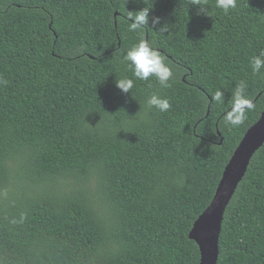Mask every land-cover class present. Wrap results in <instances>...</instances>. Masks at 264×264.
Masks as SVG:
<instances>
[{
  "label": "trees",
  "instance_id": "trees-1",
  "mask_svg": "<svg viewBox=\"0 0 264 264\" xmlns=\"http://www.w3.org/2000/svg\"><path fill=\"white\" fill-rule=\"evenodd\" d=\"M204 2L207 13L191 0H0V264L200 263L189 233L264 110V69L251 68L264 0L227 13ZM143 8L160 25L129 31ZM141 39L172 68L171 87L123 60ZM241 83L253 107L231 126ZM153 94L170 109L149 107ZM219 250L217 264H264V145Z\"/></svg>",
  "mask_w": 264,
  "mask_h": 264
},
{
  "label": "clouds",
  "instance_id": "clouds-1",
  "mask_svg": "<svg viewBox=\"0 0 264 264\" xmlns=\"http://www.w3.org/2000/svg\"><path fill=\"white\" fill-rule=\"evenodd\" d=\"M191 5L199 7L200 12H206L204 0H191ZM216 7L222 9L225 13L237 7V0H216ZM150 10L145 8L133 12L129 11L128 19L131 21L129 31L135 32L137 29L143 30L146 27L156 28L160 25L161 18L156 16L151 18V25L149 24ZM168 30V25L164 24L159 27L160 32ZM123 60L129 62V67L133 69V75L138 80H149L150 77H155L162 87H171L169 81L173 78L172 68L165 62V58L161 53L148 41L141 39L137 44L131 47L123 56ZM251 68L253 73H260L264 69V51L259 55L254 56L251 60ZM7 83V81H3ZM134 81L132 79L123 78L116 80V87L124 94L131 92ZM244 84L238 85V91L235 98L234 107L236 113H229L226 115V122L231 126H239L244 121V114L240 112L241 106L251 109L253 105L247 99L242 98L241 92ZM222 93L217 91L215 99L220 100ZM147 104L149 107H155L161 112H166L170 109V101L165 97H160L156 94L151 95ZM15 223V221H13Z\"/></svg>",
  "mask_w": 264,
  "mask_h": 264
},
{
  "label": "water",
  "instance_id": "water-1",
  "mask_svg": "<svg viewBox=\"0 0 264 264\" xmlns=\"http://www.w3.org/2000/svg\"><path fill=\"white\" fill-rule=\"evenodd\" d=\"M264 145V110L245 133L230 161L209 206L200 214L189 233L200 251L199 264H217L219 240L226 209L244 178L253 155Z\"/></svg>",
  "mask_w": 264,
  "mask_h": 264
}]
</instances>
